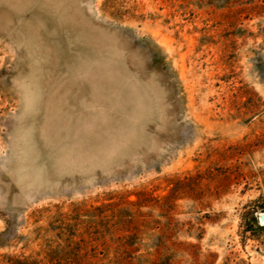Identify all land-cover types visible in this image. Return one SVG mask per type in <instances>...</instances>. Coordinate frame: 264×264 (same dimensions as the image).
Returning a JSON list of instances; mask_svg holds the SVG:
<instances>
[{
	"label": "rangeland",
	"instance_id": "1",
	"mask_svg": "<svg viewBox=\"0 0 264 264\" xmlns=\"http://www.w3.org/2000/svg\"><path fill=\"white\" fill-rule=\"evenodd\" d=\"M264 0H0V264H264Z\"/></svg>",
	"mask_w": 264,
	"mask_h": 264
},
{
	"label": "water",
	"instance_id": "2",
	"mask_svg": "<svg viewBox=\"0 0 264 264\" xmlns=\"http://www.w3.org/2000/svg\"><path fill=\"white\" fill-rule=\"evenodd\" d=\"M261 220L264 222V215L261 216Z\"/></svg>",
	"mask_w": 264,
	"mask_h": 264
}]
</instances>
